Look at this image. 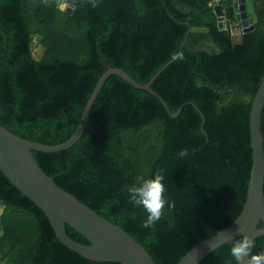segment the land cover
I'll return each mask as SVG.
<instances>
[{"label":"trees","instance_id":"obj_1","mask_svg":"<svg viewBox=\"0 0 264 264\" xmlns=\"http://www.w3.org/2000/svg\"><path fill=\"white\" fill-rule=\"evenodd\" d=\"M76 1L68 13L57 0H0V123L34 142H66L110 67L146 84L177 55L191 27L179 58L152 84L173 113L188 103L178 117L114 74L75 145L34 151L61 188L129 232L158 264H177L229 227L247 198L251 109L264 76V0H252L256 27L243 34L240 51L219 28L212 0H97L98 7ZM36 35L45 48L40 58L32 48ZM262 128L264 134V111ZM160 169L168 204L155 228L144 229L146 212L122 189ZM0 225V264H122L89 260L63 244L45 212L1 169ZM67 231L89 243L73 227ZM232 241L200 264H236ZM263 248L260 236L251 256Z\"/></svg>","mask_w":264,"mask_h":264},{"label":"water","instance_id":"obj_2","mask_svg":"<svg viewBox=\"0 0 264 264\" xmlns=\"http://www.w3.org/2000/svg\"><path fill=\"white\" fill-rule=\"evenodd\" d=\"M76 0H71L62 9L69 12L76 8ZM236 9L238 12H236ZM220 29L228 30L235 41V49L243 50V34L253 31L246 0L232 1L225 6L218 3L214 7ZM73 12V11H72ZM71 12V13H72ZM185 24L189 25V22ZM1 32V31H0ZM188 34L176 56L169 60L146 84L140 83L126 70L110 67L99 79L83 111L80 124L73 136L58 145L38 143L21 137L0 123V169L5 176L47 215L58 239L83 257L97 262H120L122 264H158L149 251L120 225L100 215L76 196L61 188L39 165L34 151L54 153L66 150L77 143L84 134L92 107L111 75H118L134 88L149 91L158 97L172 117H178L184 106L173 113L166 101L152 88L157 77L182 53ZM200 111V110H199ZM264 111V76L253 98L250 132L253 151V166L248 184L247 198L239 217L226 229L217 232L195 245L177 264H200L209 254L241 235L249 236L253 242L264 237V134L262 118ZM203 125L205 116L202 114ZM67 225L81 233L89 243L84 244L71 238ZM242 229V232L238 230ZM252 249V248H251ZM264 254V248L260 255ZM251 256V250H250ZM249 258H245L248 264Z\"/></svg>","mask_w":264,"mask_h":264},{"label":"clouds","instance_id":"obj_3","mask_svg":"<svg viewBox=\"0 0 264 264\" xmlns=\"http://www.w3.org/2000/svg\"><path fill=\"white\" fill-rule=\"evenodd\" d=\"M92 7H98L97 0H88ZM58 7H64L67 0H57ZM187 150H182L179 155L187 156ZM163 170H157L154 178L143 179L138 178L137 183L129 186L124 185L123 191L129 197V203L134 207H142L147 214V218L142 222L141 227L144 229H154L156 224L164 215L165 206L168 201L165 198V186ZM242 232V229L238 230ZM254 246L253 240L247 235H241L239 239H234L230 247V256L235 260L236 264H245V258H249L248 264H264V254L250 256V250ZM225 264H232V260H228Z\"/></svg>","mask_w":264,"mask_h":264},{"label":"rangeland","instance_id":"obj_4","mask_svg":"<svg viewBox=\"0 0 264 264\" xmlns=\"http://www.w3.org/2000/svg\"><path fill=\"white\" fill-rule=\"evenodd\" d=\"M249 2H248V11H249V15H251L252 16V18L254 19L255 18V10H254V7H253V5H252V1L251 0H248ZM63 8V7H62ZM66 11L68 12V13H71V12H69L67 9H66ZM41 36H39V35H36L35 37H34V39H33V44H32V48H33V52H34V54L38 57V58H40V57H42L43 56V51L45 50V48L43 47V45H42V43H41ZM205 47L208 49V50H212V48L210 47V46H208V45H205ZM2 234V227H1V225H0V235Z\"/></svg>","mask_w":264,"mask_h":264},{"label":"crops","instance_id":"obj_5","mask_svg":"<svg viewBox=\"0 0 264 264\" xmlns=\"http://www.w3.org/2000/svg\"><path fill=\"white\" fill-rule=\"evenodd\" d=\"M226 1H228V0H222V4H224L225 6H227V5L225 4ZM246 1H247V5H248V2H249V1H248V0H246ZM251 1H252V0H251ZM251 3H252V5H253V1H252ZM253 7H254V5H253ZM254 10H255V9H254ZM236 12H238L237 9H236ZM249 18H250L251 23H255V21H256V13H255V18H254V19L252 18L251 15H249Z\"/></svg>","mask_w":264,"mask_h":264},{"label":"built area","instance_id":"obj_6","mask_svg":"<svg viewBox=\"0 0 264 264\" xmlns=\"http://www.w3.org/2000/svg\"><path fill=\"white\" fill-rule=\"evenodd\" d=\"M234 1H237V0H234ZM221 2H222V0H212V1H210L209 5L212 7H215L218 3H221Z\"/></svg>","mask_w":264,"mask_h":264}]
</instances>
